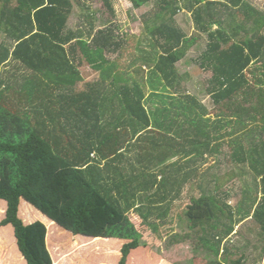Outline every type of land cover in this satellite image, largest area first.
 I'll use <instances>...</instances> for the list:
<instances>
[{
	"label": "trees",
	"instance_id": "obj_1",
	"mask_svg": "<svg viewBox=\"0 0 264 264\" xmlns=\"http://www.w3.org/2000/svg\"><path fill=\"white\" fill-rule=\"evenodd\" d=\"M102 1L116 16L113 1ZM130 2L153 6L145 31L154 49L123 71L126 42L114 22L98 30L90 23L88 38L68 28L83 1L0 0V229L14 232L8 246L19 251L9 264H88L92 254L65 262V240L84 253L105 242L112 264H177L142 242L133 218L145 226L166 218L182 186L199 180L202 164L226 147L228 161L254 175V195L233 208L235 193L202 177L201 196L183 213L191 231L184 238L203 264H243L248 248L223 243L251 219L256 226L246 231L256 244L244 243L263 260L264 10L246 0ZM185 12L191 35L187 22L178 23ZM204 37L198 70L212 74L205 93L213 115L183 88L177 67ZM81 68L98 80L84 81ZM25 206L48 221L26 224Z\"/></svg>",
	"mask_w": 264,
	"mask_h": 264
},
{
	"label": "rangeland",
	"instance_id": "obj_2",
	"mask_svg": "<svg viewBox=\"0 0 264 264\" xmlns=\"http://www.w3.org/2000/svg\"><path fill=\"white\" fill-rule=\"evenodd\" d=\"M81 1L85 3L83 4L84 7L75 5L74 11L69 20L68 28L75 32L78 30H82L83 32H85L84 36L88 38V34H90L91 28L90 23L93 22L95 29L98 30L104 28L106 26V23L114 22L118 27L117 35L122 37L126 42L125 54L122 58H120V65L122 66L121 68L123 69V71H126L128 66H130L133 61H136L138 65L143 64L141 58L147 56V54L149 55V53L151 54L152 50L154 49L151 48L150 38L145 31V16L148 17L150 12L153 11V6L147 5L137 10L133 8L130 0H112L116 12V16L112 17L111 13L104 7V3L102 0ZM246 1L264 10V0ZM184 14H187V16ZM90 15H93L94 17ZM182 15L184 16L182 17ZM182 15L179 17V20L177 19L178 23L179 25H182L187 22L188 28L186 27V31L191 35L195 31V26L193 20L191 19V14L185 12ZM0 41H2L1 36ZM207 41V37H204V40L199 42V46L197 48L190 49L186 53L185 58L177 64V67L183 79V88L188 91L190 95L196 97L200 104L204 106L211 113V115H213V112H215L216 110L214 100L210 97V95L205 93L206 87L208 85L207 82L211 78L212 74L208 72L204 73L202 72V70H198V60L202 52L206 49ZM142 54H144V56ZM111 57L116 58V56ZM80 70L82 71L81 76L83 77L84 81L93 82L98 80L97 78L99 76L95 75V72L90 70V68H81ZM133 70H138L137 66L133 67L130 71ZM148 72V69L144 68V72L140 71V74L142 76H148ZM121 77L125 78L126 76L122 75ZM80 88H82V86H80ZM158 106H160V103L158 104ZM168 106L171 107L169 104ZM259 135L256 134L257 138H259ZM229 153L230 150L226 147L224 150V154L218 156L216 160L213 159L211 162L202 164V176L196 182H201L202 177L204 184L206 182L212 181L214 177L219 178L220 186H225V189L231 190L232 193H235V196L231 197L228 205L236 208L238 207L239 200L254 195L253 191H255L256 187L253 178L254 175L252 174V172L248 168H242L240 166H237L236 164L230 163L227 157ZM196 182L192 181L191 183H187L182 186L180 197H177L178 199H175V201L171 205L170 214L168 213L166 218L162 219V216H159L155 219L150 218V224L146 226L142 223L141 218L139 220H135L133 218L138 228L143 231L142 242L146 243L149 248L152 247L150 249H154L156 253L160 254L164 261H167L169 263L203 264L206 260L202 256V253L194 254L196 252L194 242L184 238L186 234H191V231L188 228V222L186 221V218L183 217V213L186 211L187 206L190 205L192 198H199L201 196V190L199 189L200 183ZM243 190H247L250 192L244 196L242 195ZM26 207L27 206H25V208H23L21 212V216L26 224H28L29 222H33V220H40L44 223L48 221L31 206L29 207L35 212V214L31 213L30 210ZM131 213H133L132 210L129 214L132 215ZM2 216L3 215L0 211V220L2 219ZM226 224L229 225L230 223L227 222ZM251 226L253 227V229L255 228L254 226H256V222L252 221L251 219L245 220L242 223L238 224V226H236V231L239 230L238 234H234L229 237V241H225L223 243V247L232 245L238 247L245 246L248 249H246V251H243V254H245L247 259L243 262V264H264V259L261 261L258 259L256 260V258L259 257L260 252L256 251L251 246L248 247L247 243H244L247 238V241L256 244L255 234L252 232L249 235V232L246 231V229ZM10 229H12L11 226ZM3 230L4 228L0 229V264H8L5 259L6 256L8 255V257L12 256L13 258H15V251H17L16 254H18L19 251L16 243H14V251L8 246L10 244L7 240H9V238H14V232L8 230L3 233ZM57 238L58 240H60L59 236ZM3 241L6 245H2ZM71 242L72 241L70 240H65L64 243L60 246L62 251L68 253L67 256L70 255V257H67L65 259L66 263H69V260L84 258L87 254H92V256L102 258L104 264H112L110 261L113 258L109 259L107 254V252H111V250L109 248H105L107 246L105 242H96L95 245L93 244L95 247L92 245L93 250H88L85 253L82 249H71V246L74 245V243L72 242V244ZM76 245L81 246L82 244L77 243ZM104 249L106 251H104ZM116 254L117 253H113L114 256ZM241 255L242 254L237 253L235 254L234 258L239 259V256ZM92 256L90 257L89 262L87 261L88 264H93L94 257ZM12 257H10V259ZM16 260L17 258H15V261Z\"/></svg>",
	"mask_w": 264,
	"mask_h": 264
},
{
	"label": "crops",
	"instance_id": "obj_3",
	"mask_svg": "<svg viewBox=\"0 0 264 264\" xmlns=\"http://www.w3.org/2000/svg\"><path fill=\"white\" fill-rule=\"evenodd\" d=\"M2 40H3V39H2ZM197 47H198V45H197L195 48H197ZM193 48H194V47H193ZM193 48H191V49H193ZM80 86H82V85H80ZM3 88H4V86H3ZM2 245H6V244L3 242ZM53 248H55V252H56L57 255H58V254H59V252L57 251V248H58V247L53 246ZM15 252H16V251H15ZM16 253H17V252H16ZM10 257H12V256H9V257H8V255H7L6 258H5V259H6V262H8V264H9V261H10V260L15 261V258H16V257H15V258L12 257V258L10 259ZM13 259H14V260H13ZM263 261H264V260H263Z\"/></svg>",
	"mask_w": 264,
	"mask_h": 264
}]
</instances>
